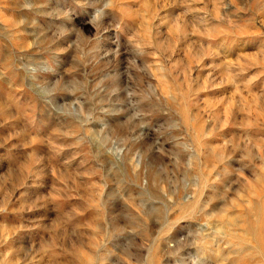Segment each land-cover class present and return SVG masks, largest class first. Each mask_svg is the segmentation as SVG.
I'll return each instance as SVG.
<instances>
[{"label":"rangeland","instance_id":"374dc122","mask_svg":"<svg viewBox=\"0 0 264 264\" xmlns=\"http://www.w3.org/2000/svg\"><path fill=\"white\" fill-rule=\"evenodd\" d=\"M0 264H264V0H0Z\"/></svg>","mask_w":264,"mask_h":264}]
</instances>
